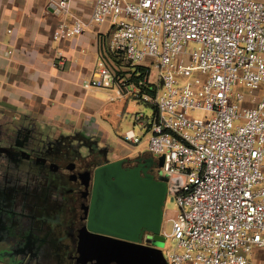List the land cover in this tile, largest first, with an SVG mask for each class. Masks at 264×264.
I'll list each match as a JSON object with an SVG mask.
<instances>
[{
  "label": "built area",
  "instance_id": "1",
  "mask_svg": "<svg viewBox=\"0 0 264 264\" xmlns=\"http://www.w3.org/2000/svg\"><path fill=\"white\" fill-rule=\"evenodd\" d=\"M51 2L68 12L69 0ZM103 21L109 49L143 74L116 77L103 64L84 85L152 106L133 123L156 163L162 155L158 175L185 177L171 195L166 263L253 264V247H264V0H93L87 19L57 22L52 38ZM123 139L141 137L130 129Z\"/></svg>",
  "mask_w": 264,
  "mask_h": 264
},
{
  "label": "crops",
  "instance_id": "2",
  "mask_svg": "<svg viewBox=\"0 0 264 264\" xmlns=\"http://www.w3.org/2000/svg\"><path fill=\"white\" fill-rule=\"evenodd\" d=\"M92 2L69 0L68 12L62 15L55 12L51 0H0V125L16 122L17 127L30 129L37 122L38 128H54L53 135L89 140L91 136L107 139L109 129H128L123 112L84 85L107 64L112 25L103 21L75 36L52 38L57 22L73 16L87 19ZM105 90L109 101L118 96L115 88L114 94ZM256 93H264V84ZM129 98L115 100H125L123 109L128 110ZM110 150V161L152 156L147 149L134 153L107 147L101 150L104 162L109 161ZM250 257L253 264H264V247L255 248Z\"/></svg>",
  "mask_w": 264,
  "mask_h": 264
},
{
  "label": "flooded vegetation",
  "instance_id": "3",
  "mask_svg": "<svg viewBox=\"0 0 264 264\" xmlns=\"http://www.w3.org/2000/svg\"><path fill=\"white\" fill-rule=\"evenodd\" d=\"M75 137L83 141L74 144ZM12 145H1L0 154L5 150L17 156L20 170L35 177L32 188L38 201L33 204L37 210L33 217L39 225L35 232L32 228L15 236L10 249L5 242L11 258L4 264H163L157 258V249L163 252L166 241L162 220L158 233L141 226L132 236L116 234L100 223L94 199L99 187L91 179L93 169L104 161L94 142L80 136H54L45 141L21 139ZM145 158L126 159L123 166L141 163V175L158 176V163L154 159L147 165Z\"/></svg>",
  "mask_w": 264,
  "mask_h": 264
},
{
  "label": "rangeland",
  "instance_id": "4",
  "mask_svg": "<svg viewBox=\"0 0 264 264\" xmlns=\"http://www.w3.org/2000/svg\"><path fill=\"white\" fill-rule=\"evenodd\" d=\"M188 77H180V82L183 83L187 80ZM90 91H95L97 94H101L103 100H107L108 105L115 107V110L119 109L123 112V120L128 123V129H134V132L141 137V141L137 143H128L123 139V134L127 130H122L120 127L117 129H109V135L107 139L103 140L100 137L91 136L90 141L94 142L99 150H105V148L113 147L119 149H125L129 152H138L146 149L148 133H146L144 128H140L137 124L133 123L131 115L135 112H143L145 115L150 116L153 112V107L147 103L135 99H128L129 109H123L124 101L118 102L117 100L109 101L108 93L105 92L107 88L98 89L94 88L95 86L90 85ZM102 88V87H101ZM235 89V87H233ZM109 91L114 94V88L109 87ZM109 101V102H108ZM195 115H200L202 111L195 110L192 111ZM114 120V117H111ZM116 122V121H115ZM30 129L23 127H17L16 122L8 123L6 125H0V147L3 146H13L12 144L16 143L19 140H28V141H45L51 140L54 136H65L63 133L59 135H53L55 129L51 126L40 127L37 122L32 123ZM34 127V128H33ZM20 132V133H19ZM82 139L74 138V144H80ZM86 146V143H85ZM82 151H85L84 147H81ZM0 154V202L3 205H0V264L6 263L8 259L11 258L9 249L12 247V239L15 238L18 234L23 232H33L37 231L36 227L39 225L37 218L33 217L34 214H37L33 204L38 201V197L33 191L32 185L35 184L33 179L35 177L29 176L25 171L20 170L17 156L9 155L5 150L1 151ZM112 150L108 151L107 158H112ZM158 157V161H159ZM159 166V164H158ZM183 174H172L167 180V193L165 201L162 207V222L164 224V233L166 235V241L163 246V252L171 245L170 229L173 218L179 211L178 206L171 199V195L177 191L182 184L184 183ZM28 185V187H26ZM21 191H27L22 193ZM12 200H22L25 202L23 205H13L8 203ZM41 200V199H39ZM24 213V214H22ZM8 243L9 249L6 250V243ZM5 244V245H4ZM258 247H253L252 251Z\"/></svg>",
  "mask_w": 264,
  "mask_h": 264
},
{
  "label": "water",
  "instance_id": "5",
  "mask_svg": "<svg viewBox=\"0 0 264 264\" xmlns=\"http://www.w3.org/2000/svg\"><path fill=\"white\" fill-rule=\"evenodd\" d=\"M124 161L125 158H118L93 169L91 180L99 187L94 192V199L98 202L100 223L124 236H132L141 226L156 234L162 220V207L170 176L155 177L148 172L141 175V163L123 166ZM153 161V156L145 158L147 165ZM158 164H162V155ZM157 244L162 245L161 242ZM157 250V258L164 264V254L161 249Z\"/></svg>",
  "mask_w": 264,
  "mask_h": 264
},
{
  "label": "trees",
  "instance_id": "6",
  "mask_svg": "<svg viewBox=\"0 0 264 264\" xmlns=\"http://www.w3.org/2000/svg\"><path fill=\"white\" fill-rule=\"evenodd\" d=\"M107 64L110 66L113 74L117 76L128 77L131 80H136L137 78L142 76L141 67L139 65H135L132 67L128 62H126L123 58L115 55L109 48L107 50Z\"/></svg>",
  "mask_w": 264,
  "mask_h": 264
}]
</instances>
